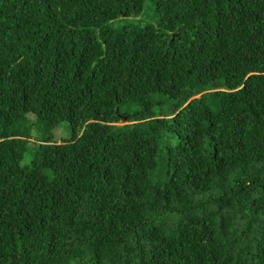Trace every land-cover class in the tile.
Masks as SVG:
<instances>
[{"label":"trees","instance_id":"obj_1","mask_svg":"<svg viewBox=\"0 0 264 264\" xmlns=\"http://www.w3.org/2000/svg\"><path fill=\"white\" fill-rule=\"evenodd\" d=\"M0 264H264V0H0Z\"/></svg>","mask_w":264,"mask_h":264},{"label":"rangeland","instance_id":"obj_2","mask_svg":"<svg viewBox=\"0 0 264 264\" xmlns=\"http://www.w3.org/2000/svg\"><path fill=\"white\" fill-rule=\"evenodd\" d=\"M54 134H55V141L56 142H62L64 139H63V137H65V136H67V134H68V131H67V126H65V125H61V127L59 126V128H57V132H56V130L54 131ZM31 140H33V141H35L33 138H30ZM16 140H14L13 142H7L6 144H7V146H10V145H14V144H16Z\"/></svg>","mask_w":264,"mask_h":264}]
</instances>
